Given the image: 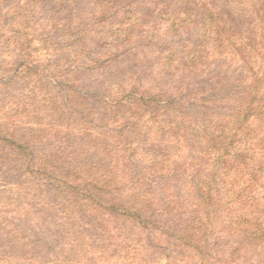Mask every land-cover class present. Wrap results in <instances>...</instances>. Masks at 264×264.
Instances as JSON below:
<instances>
[{"label":"trees","instance_id":"trees-1","mask_svg":"<svg viewBox=\"0 0 264 264\" xmlns=\"http://www.w3.org/2000/svg\"><path fill=\"white\" fill-rule=\"evenodd\" d=\"M7 1L0 0V8ZM12 1L7 15L0 13V42L6 45L0 78L28 82L32 95L25 109L36 104L42 110L36 123L20 130L4 118L0 147L16 157L24 175L41 178L58 192L67 243L47 264H161L150 259L157 251L165 253L164 264H220L211 246L222 240L230 262L252 256L264 264V0H182L172 15L164 14L173 32L192 28L194 18L199 26L197 46L182 57L174 47L162 49L161 72L219 64L221 73L232 77L215 100L206 97L221 73L186 92L194 114L175 108L182 97L164 95L172 91H127L103 101L97 112L70 87L56 96L27 63L47 56L41 27L48 25L34 21L45 0ZM82 1L91 7L87 17H113L122 35L139 24L133 0ZM136 131L146 135L149 146L141 169L131 160L129 135ZM44 143L47 151L30 152ZM177 174L184 196L161 201L147 176ZM98 218L111 221V230L90 232L89 223ZM5 235L14 251L1 256L0 264H38L17 229L7 227ZM113 251L110 260L106 256Z\"/></svg>","mask_w":264,"mask_h":264},{"label":"rangeland","instance_id":"rangeland-1","mask_svg":"<svg viewBox=\"0 0 264 264\" xmlns=\"http://www.w3.org/2000/svg\"><path fill=\"white\" fill-rule=\"evenodd\" d=\"M181 1L133 0L135 7L140 9L138 11L140 21L131 30L132 34L122 35L115 29L113 14L110 16L111 19L105 16L102 19L87 17L86 13L91 7L87 6L85 1L45 0L37 12H34V21L48 25L41 27V38L45 39L42 48L47 56L31 57V61L27 63L35 70L47 90L59 96L63 94L65 88L70 87L82 96L95 112L102 107L103 101L118 100L127 91L147 95L172 91L175 94L164 95L171 98L175 96L177 98L179 95L182 97L175 102V108L194 114L196 113L194 101H186L183 96L190 89L208 82L212 75L221 73L222 69L219 64H213L212 68L207 64L203 70L181 73L165 74L158 69L159 55L167 46L174 47L181 57L183 53H188L197 46L198 20L194 18L192 28L179 32L171 31L169 23L165 22V19L167 20L165 15L170 16L175 9H179ZM13 4L12 0H8L0 8V13L7 15L5 11ZM70 30L73 33L77 32L78 35L69 34ZM5 46L3 41L0 42V55ZM220 75L219 79L215 78L211 86L213 90L206 97L209 100H215L217 90L232 79L231 75L223 71ZM30 86L24 80L16 81L11 80L8 75L1 76L0 123L4 118L13 119L17 130L22 126L28 127L36 123L42 107L35 104L29 110L25 109L26 104L30 103L29 96L32 95ZM193 125L190 128L192 134L197 131L198 124L193 122ZM146 139V135L139 131L129 135L132 165L137 169L142 168L143 153L149 147ZM72 140L68 139L67 145L71 146L69 143ZM49 143L51 144V141ZM49 147L48 143L34 144L30 147V152L35 154L47 151ZM94 157L93 154L87 156ZM22 172L16 157L0 147V257H8L14 251L5 235V229L12 227L25 237L28 252L34 256L36 262L47 264L53 261L55 255H61L67 243L64 234L66 212L58 198V192L50 184L41 178L35 180ZM180 176L177 174L170 179L154 175L147 177L148 184L156 196L161 201H167L172 196L180 199L184 196V181H178ZM184 177L189 181L193 176L188 173ZM92 221L89 223L92 233L94 229L99 230L101 227L111 230L109 225L111 221L104 223L99 218ZM97 237L96 235L95 239H92V245L96 244ZM152 237L154 241L155 238L158 239L154 233ZM220 243L213 242L211 246L213 253L219 254L218 256L222 258L220 264H258L252 256L239 262H230L222 244L223 240ZM115 254L113 251L106 257H110L111 260L116 257ZM150 259L164 264L165 253L157 251Z\"/></svg>","mask_w":264,"mask_h":264}]
</instances>
